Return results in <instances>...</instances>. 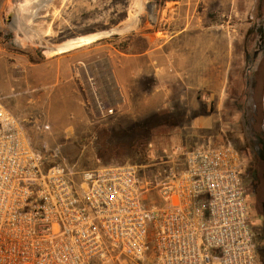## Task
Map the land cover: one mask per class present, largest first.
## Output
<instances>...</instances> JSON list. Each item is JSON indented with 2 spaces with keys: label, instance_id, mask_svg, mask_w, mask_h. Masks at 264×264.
Segmentation results:
<instances>
[{
  "label": "built area",
  "instance_id": "1",
  "mask_svg": "<svg viewBox=\"0 0 264 264\" xmlns=\"http://www.w3.org/2000/svg\"><path fill=\"white\" fill-rule=\"evenodd\" d=\"M184 160L159 180L133 163L79 170L34 146L0 96V264H264L243 155L230 144L195 145ZM152 192L161 204L144 202Z\"/></svg>",
  "mask_w": 264,
  "mask_h": 264
},
{
  "label": "rangeland",
  "instance_id": "2",
  "mask_svg": "<svg viewBox=\"0 0 264 264\" xmlns=\"http://www.w3.org/2000/svg\"><path fill=\"white\" fill-rule=\"evenodd\" d=\"M40 1L0 0V72L5 77L12 76V69L20 71L21 64L39 61L44 58L43 52L51 54L57 47L68 49L83 44L88 48L83 55L87 60L116 58L131 51L134 39L143 40L158 30L169 35L181 26L187 13L196 16L205 11L203 0H50L47 8L33 13L34 5ZM259 1L240 0L237 5L244 12L240 18L244 34L255 23ZM213 6L211 18L234 21L229 16V4L221 6L224 10ZM263 6L261 0L262 14ZM249 39L246 36L247 42ZM250 44L253 51V42ZM261 44L257 51L260 55L255 58L258 61L231 69L226 96L211 101V111L215 105L219 107L211 117L216 119L212 125L215 142L234 145L244 157L248 214L254 238L264 250V39ZM93 78L96 83L90 86L86 79L79 93L54 92L52 107H43L36 113L38 121L27 118L25 125L34 146L45 143L51 151L58 150L59 160L79 170L96 166L98 150H104L107 165L133 163L136 157L128 151L132 132H128L140 124L147 129L137 134L135 145L137 142L149 148L147 161L138 164L143 178L159 180L170 166H185V151L194 141L190 138L191 120L202 111L201 106L205 113L210 112V105L201 102L198 109L190 108V100L180 98L178 91L160 100V93H152V79L144 77L142 90L126 92V99L111 107L112 112L100 113L97 107L98 103H105L104 92ZM71 101L83 108L79 124L58 123L55 119L61 110L59 105ZM164 102L166 106L162 105ZM72 117L69 113L68 119ZM36 123L49 127L42 131ZM257 138L262 142L254 143ZM144 202L161 204L162 200L152 192Z\"/></svg>",
  "mask_w": 264,
  "mask_h": 264
},
{
  "label": "crops",
  "instance_id": "3",
  "mask_svg": "<svg viewBox=\"0 0 264 264\" xmlns=\"http://www.w3.org/2000/svg\"><path fill=\"white\" fill-rule=\"evenodd\" d=\"M239 2L203 0L205 11L196 16L187 13L178 29L169 35L167 31L158 30L143 40L134 39L131 51L116 58L87 60L83 55L88 48L83 44L68 49L57 47L51 54L43 52L41 60L21 64L20 71L12 69V76L5 77V73L0 72L2 101L25 122L30 117L38 121L36 113L43 107H52L54 92L79 93L87 77L93 76L101 84L103 99L110 107L120 105L126 99V92L142 90L141 79L150 77L154 84L152 93H160V100L178 91L180 98L190 100V108L198 109L201 102L210 105V112L205 113L201 106L202 111L191 120L190 138L194 141L190 146L217 144L212 132L216 119L211 115L219 107L215 105L211 111V101H220L226 96L231 69L241 68L248 61L251 64L258 61L252 59V40L247 42L246 34L241 31L240 18L244 12L238 8ZM224 4L231 7L229 16L234 21L211 18L210 6L224 10L221 9ZM59 107L61 110L55 119L58 123L79 124L83 109L79 103L71 101ZM69 113L73 115L72 120L68 119Z\"/></svg>",
  "mask_w": 264,
  "mask_h": 264
},
{
  "label": "trees",
  "instance_id": "4",
  "mask_svg": "<svg viewBox=\"0 0 264 264\" xmlns=\"http://www.w3.org/2000/svg\"><path fill=\"white\" fill-rule=\"evenodd\" d=\"M254 22L255 23L253 25H251L248 28L247 32H246V36L249 37L252 40L253 45L255 47L253 49V51H252V54H251L252 58H256V57H258V55H260V54H258L257 51H258L260 46L262 47L261 43L263 42V39H264V36H263V34H264V25H263V15H262V12H261V0L259 1V4H258L257 16H256V19H255ZM259 53H261V52H259ZM171 117H172V115H171ZM246 117L247 116L244 117L245 122L247 121ZM146 124L148 125V123H146ZM135 126L136 127H135L134 130L128 132L129 134H130V132H132L131 147L128 148V151L136 157V160L133 161V164L138 166V164L140 165L142 162L147 161L148 156H149V148L143 147L142 145H140V143H137V142H136V145H135L134 141L138 137L137 134L142 132V131H145L147 129L146 127L141 126L140 124L135 125ZM253 140H254V143L262 142L261 138L260 139L257 138V139H253ZM222 144H228V143H217V145H222ZM191 147H193V146H191ZM191 147H189V148H191ZM233 147H234V145H233ZM234 148H236V147H234ZM238 151L240 152V150H238ZM97 155H98V159L99 160L96 163V166L97 165L100 166V165H107L108 164V162H105L103 160V159H105V155H106L104 153V150H102V151L98 150ZM127 163H129V162H127ZM243 179H244V176H243ZM254 242H255V246H256L257 255H258L259 259L264 262V250H263V247L258 243V241L255 240V238H254Z\"/></svg>",
  "mask_w": 264,
  "mask_h": 264
},
{
  "label": "bare ground",
  "instance_id": "5",
  "mask_svg": "<svg viewBox=\"0 0 264 264\" xmlns=\"http://www.w3.org/2000/svg\"><path fill=\"white\" fill-rule=\"evenodd\" d=\"M49 1L50 0H42V1H40V3L37 5H34L35 7V10L33 11V13L37 10V9H39V8H44V7H46L47 8V6L49 5ZM51 2H53V1H51ZM51 2H50V4H51ZM33 8V7H32ZM45 8V9H46ZM32 13V12H31ZM45 13V12H44ZM20 15V14H19ZM98 106H99V103H98Z\"/></svg>",
  "mask_w": 264,
  "mask_h": 264
}]
</instances>
